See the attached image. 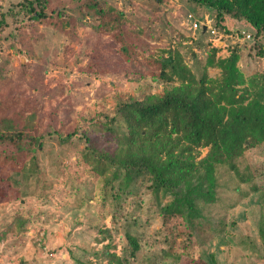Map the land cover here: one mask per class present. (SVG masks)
Segmentation results:
<instances>
[{"label": "rangeland", "instance_id": "obj_1", "mask_svg": "<svg viewBox=\"0 0 264 264\" xmlns=\"http://www.w3.org/2000/svg\"><path fill=\"white\" fill-rule=\"evenodd\" d=\"M25 2L0 0V17L6 13L8 20L0 29V121L27 126L17 145L15 138H0V150H24L27 157L15 158L9 170L24 164L32 173L29 180L14 174L12 188L22 195L0 200V264H119L113 254L122 264L126 258L128 264H264V188L252 187L264 186V144L238 159L241 172L250 163L257 169L248 181L227 163L215 164L216 200L200 202L203 216L190 231L181 215L170 227L163 224L171 191H153L142 180L133 185L134 195L122 192V175L112 176L122 171L129 147L101 143L107 126L92 123L113 115L120 100L181 84L178 75L159 76L158 64H147L148 58L171 55L180 70L206 71L217 82L223 70L207 65L208 58L237 51L245 79L237 87L264 90V53L257 47L264 39L256 29L230 15L219 20L214 8L192 0H50L40 19L29 16ZM99 5L118 11L125 28L139 34L131 57L120 53L111 33L97 30ZM192 21H209L210 29H191ZM73 131L71 139L60 138ZM40 134L43 147L32 138ZM209 149L199 147L196 159ZM107 153L116 166L106 162ZM127 232L140 243L135 256L128 255ZM186 237L194 246L190 255Z\"/></svg>", "mask_w": 264, "mask_h": 264}, {"label": "trees", "instance_id": "obj_2", "mask_svg": "<svg viewBox=\"0 0 264 264\" xmlns=\"http://www.w3.org/2000/svg\"><path fill=\"white\" fill-rule=\"evenodd\" d=\"M192 1L214 8L219 20L230 15L247 21L256 29L255 36L264 39V0ZM49 3L50 0H26L24 7L30 17L40 19L46 16L44 10ZM97 17V30L111 33L112 38L121 44L118 48L120 53L131 57L139 47L137 31L134 28L131 31L126 29L124 18L111 6L104 10L99 5ZM7 23L6 13H3L0 29ZM257 47L259 53H264V43ZM239 57L238 52L233 51L227 58H208L207 65H217L223 70L217 82H212L206 71L198 76L190 68L180 70L171 55L157 60L148 58L147 64H158L159 76L172 80L174 75H178L181 84L143 99L120 100L113 115H104L105 120L92 122L101 130L102 125L107 126L100 135L101 143L116 142L117 145L129 147L128 155L120 165L122 171L114 170L112 176V179H118L122 175L119 185L122 192L134 195L133 185L142 180L150 181L153 191L160 187L172 192V199L162 210L163 224L167 228L174 224L177 215H181L190 231L194 230V220L203 216L200 202L216 200L218 183L215 164L227 163L241 182L259 175L251 163L246 171L241 172L238 159L258 144H264V90L257 89L250 93L249 88H243L240 91L237 85L245 83V79L237 66ZM9 127L14 129L5 136L2 132ZM25 128L27 126L17 121L16 125L0 121V138H15L13 143L17 145L23 139ZM76 133L78 131L66 136L60 134V138L71 139ZM44 137L45 134H40L32 138L38 141L39 147H43ZM86 139L91 141L90 137ZM201 146H210L209 153L197 160ZM23 151L0 150V200L22 195L20 189L12 188L14 174H19V179L23 180L32 177V173L24 170V164L16 167L15 171L9 170L13 168L15 158L27 157ZM104 156L111 166L117 165L110 153ZM104 171L102 169L100 174ZM252 187L255 190L264 188L258 184H252ZM22 189L23 193L28 194L25 188ZM127 238L130 243L128 255L135 256L140 243L130 232H127ZM183 240L185 253L192 254L193 244L188 237ZM112 259L122 264L119 256L113 254ZM128 262L130 259L126 258V264ZM193 263L206 264L202 260Z\"/></svg>", "mask_w": 264, "mask_h": 264}, {"label": "built area", "instance_id": "obj_3", "mask_svg": "<svg viewBox=\"0 0 264 264\" xmlns=\"http://www.w3.org/2000/svg\"><path fill=\"white\" fill-rule=\"evenodd\" d=\"M200 26L204 27L206 26L207 30L210 29V22L207 21V22H198V21H192L191 24H190V28L191 29H197V28H200Z\"/></svg>", "mask_w": 264, "mask_h": 264}, {"label": "water", "instance_id": "obj_4", "mask_svg": "<svg viewBox=\"0 0 264 264\" xmlns=\"http://www.w3.org/2000/svg\"><path fill=\"white\" fill-rule=\"evenodd\" d=\"M206 29V27H204V30Z\"/></svg>", "mask_w": 264, "mask_h": 264}]
</instances>
